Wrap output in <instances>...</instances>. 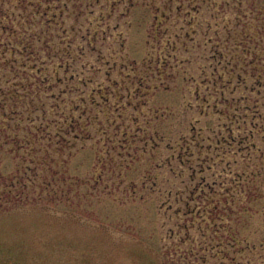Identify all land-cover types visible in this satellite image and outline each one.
Here are the masks:
<instances>
[{
    "label": "rangeland",
    "instance_id": "rangeland-1",
    "mask_svg": "<svg viewBox=\"0 0 264 264\" xmlns=\"http://www.w3.org/2000/svg\"><path fill=\"white\" fill-rule=\"evenodd\" d=\"M4 7L0 264H264V0Z\"/></svg>",
    "mask_w": 264,
    "mask_h": 264
},
{
    "label": "trees",
    "instance_id": "trees-1",
    "mask_svg": "<svg viewBox=\"0 0 264 264\" xmlns=\"http://www.w3.org/2000/svg\"><path fill=\"white\" fill-rule=\"evenodd\" d=\"M7 0H0V30H6L9 28V25L6 23V17L8 16V11L4 7V3ZM10 1V0H8ZM19 3H23L26 0H17ZM1 141V140H0ZM15 196V195H14ZM4 197V192H0V200ZM0 208H2V205L0 203Z\"/></svg>",
    "mask_w": 264,
    "mask_h": 264
}]
</instances>
